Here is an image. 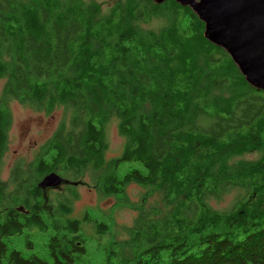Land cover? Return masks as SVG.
Masks as SVG:
<instances>
[{"label":"trees","instance_id":"obj_1","mask_svg":"<svg viewBox=\"0 0 264 264\" xmlns=\"http://www.w3.org/2000/svg\"><path fill=\"white\" fill-rule=\"evenodd\" d=\"M101 12L82 0H0V170L8 101L69 111L34 160L16 163L8 181L0 175V264H77L88 237L106 251L94 264H264V90L205 38L190 7L119 0ZM152 17L168 25L144 31ZM112 119L124 144L109 158ZM253 151L260 157L242 158ZM125 162L140 167L120 175ZM54 171L69 181L56 203L55 190L39 187ZM84 172L101 197L124 203L135 183L157 191L162 207L145 198L130 239L103 246L107 222L72 216ZM234 190L230 208L211 205ZM25 229L49 232V260L9 248Z\"/></svg>","mask_w":264,"mask_h":264},{"label":"rangeland","instance_id":"obj_2","mask_svg":"<svg viewBox=\"0 0 264 264\" xmlns=\"http://www.w3.org/2000/svg\"><path fill=\"white\" fill-rule=\"evenodd\" d=\"M85 4L97 3L101 8V13L106 14L119 0H82ZM168 25V20L162 17H152L149 22L142 23L141 28L144 31L159 32ZM7 79H0V100L2 98L3 89ZM9 108L12 112L13 123L9 136V148L6 155L3 158L1 165L0 175L2 180L8 181L10 178L11 169L13 166L24 161L29 163L40 152L44 143L54 134L59 127L63 119H67L69 111H66L63 107L57 108L52 113L48 114L45 110H38L35 107L27 104H23L18 100L8 101ZM107 137L109 141V149L107 157L118 156L122 152L124 138L118 132V121L112 119L106 126ZM259 151H253L244 154L242 158L255 160L260 157ZM240 159L234 157L233 161ZM132 166L140 167L139 163L125 162L120 166L119 174L122 175L127 168ZM81 177L75 185L78 192V198L73 203L72 216L76 218H82V215L88 210L93 217L101 219L108 223L109 230L105 235H102L99 240L101 245L110 244L113 240L120 242L128 241L130 239L129 231L133 226L134 220L138 215L140 209L145 205V198L147 205H156L162 207L160 196L157 191L153 189H146L138 184L131 183L126 188V201L124 203H118L114 197H101L97 191L90 185L83 183L90 182L91 176L88 172ZM83 180V182H82ZM62 184L58 188H54L51 195L53 203H56L57 194L66 193ZM146 192H149V197H146ZM237 191L234 190L229 194H226L220 200H212L211 205L217 209L226 210L230 208L236 198ZM148 199V200H147ZM86 234L93 235L94 232L90 225H85ZM49 232L41 233L37 230L25 229L21 235L12 236L8 241L10 249H17L21 251L25 256H29L31 253H36L41 257L49 260L46 243L48 240ZM33 241V248L29 249L26 246L27 238ZM97 241H91L88 237L86 243L87 252L82 255L77 261V264H94L97 263L100 258L106 256V251L101 247H97ZM109 248V246L107 247ZM4 264H7L5 259Z\"/></svg>","mask_w":264,"mask_h":264},{"label":"water","instance_id":"obj_3","mask_svg":"<svg viewBox=\"0 0 264 264\" xmlns=\"http://www.w3.org/2000/svg\"><path fill=\"white\" fill-rule=\"evenodd\" d=\"M175 1L191 8L204 22L205 38L229 54L252 87L264 90V0ZM68 182L54 171L44 176L39 187L46 195L48 189Z\"/></svg>","mask_w":264,"mask_h":264}]
</instances>
